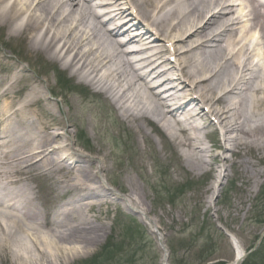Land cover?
I'll list each match as a JSON object with an SVG mask.
<instances>
[{
    "label": "bare ground",
    "instance_id": "1",
    "mask_svg": "<svg viewBox=\"0 0 264 264\" xmlns=\"http://www.w3.org/2000/svg\"><path fill=\"white\" fill-rule=\"evenodd\" d=\"M93 1L0 0V30L6 42L21 43L26 58L42 59L88 82L142 137L148 126H159L193 171L215 172L200 142L196 118L201 115L222 127L230 144L225 152L264 153V5L257 0ZM136 27L142 35L132 34ZM164 42L173 43L177 68H167L176 73L172 80L160 69L168 66ZM23 72L17 67L0 78V256L7 255L4 264H67L99 236L91 235L82 219L85 210L100 206L99 184L92 164L65 146L53 147L61 138L52 136L54 127L43 112L51 115L55 104L45 98L42 81ZM238 165L243 178L261 177L249 159ZM36 178L60 188L59 194L69 193L59 212H44L37 204ZM126 184L129 195L141 201L133 181Z\"/></svg>",
    "mask_w": 264,
    "mask_h": 264
},
{
    "label": "rangeland",
    "instance_id": "2",
    "mask_svg": "<svg viewBox=\"0 0 264 264\" xmlns=\"http://www.w3.org/2000/svg\"><path fill=\"white\" fill-rule=\"evenodd\" d=\"M13 54L15 56L12 57L9 53L6 54L7 57H9L8 64H10V66L21 65L25 67V63L21 59L23 55L18 54L16 51L13 52ZM32 59L36 58L32 57ZM34 65L36 68L33 72L38 74L37 68L42 71L43 67L40 64ZM47 71L51 72L50 69ZM1 72L4 71L2 70ZM33 72L29 71L28 73H30L32 77H36V74ZM44 78L48 80L52 89V86H54L52 73H46ZM80 94H68V98L75 108V110H73L72 107L69 106L70 113H74L77 121L81 123L78 127H82L83 131H85L84 133L89 141V143H85L90 149L89 158H93V161L98 163L99 168L100 166L101 168H103V166L106 167L107 170L105 173L110 175L108 178H112L113 181L115 180L117 183V177H119L127 187V192H129V185L126 184V180H135L138 185H141L138 175L141 172H150L151 167L156 165L159 166L161 172L162 168L160 167L162 166L168 169L167 176L172 183L176 181L178 184H181L182 182L193 180L191 183V193L185 194L179 204L174 207L166 205L159 208H155L153 205L150 206L149 204L150 201H153L152 193L148 195L147 190L141 191L140 188H136L137 186L134 181V184H131V186H134L136 189L135 193L139 196L142 204L145 205L153 215L160 216V220L164 224V226L162 225L165 241L163 246L166 247L165 250L167 249L166 251L168 253V245L174 248L173 252H175V258L178 260L177 262L179 264H195L197 252L195 256H193L192 253L194 254V251L200 246L199 244H203L208 238L211 239V247L215 249L208 264H216L217 262L227 263L232 260L233 249L231 247V241L226 234L235 238L245 251L254 247L258 241V237L264 230L263 226L255 224L252 220L256 218L255 212L257 210L256 214L259 217L258 222L264 221V197L260 200L255 197L260 187L259 184H262L264 181V163L258 162V159L262 157L258 156L252 158L248 152L245 153V151H241L242 153L236 156L230 152L222 155V152L213 151V153L210 154L211 157L206 158V160L207 163L213 165V168L218 172L205 175V173L202 174L193 171L184 165L182 159L178 157V154H180L178 149L173 142L164 135L160 128L155 126L153 131L151 127L148 126V128L144 129L145 137L136 133L134 129L126 123H124L123 126L125 130H122V125L117 124V126H114L115 119L114 122H112V115L110 116V110H108L109 107L102 97L99 96L96 99H88V101H85L84 98H86V96ZM67 102L70 105L68 100ZM57 107L59 108L57 110L61 112L62 115L68 111L65 104L61 105L58 103ZM57 118L59 119V116H57ZM61 120L66 119L62 117ZM201 122H203L202 119H197L198 124H201ZM206 122L207 120L204 121V123ZM109 123L111 125L113 124V127H111ZM72 127L71 130L74 129ZM156 128L157 130L155 131ZM69 129L70 127L68 130ZM123 131H125L124 138L129 139V144L125 145L124 140L120 139V135H122ZM203 132L208 134V137L211 138L213 128L207 127L206 129H202V133ZM69 133L72 134V132ZM251 154L254 155V153ZM259 154L264 156L263 152ZM213 156H219L218 160L215 161L216 163L212 161ZM223 158L229 160L228 164H223L221 161ZM244 158L249 159L256 166V169L258 167V169L262 171V176L259 179H257L255 175L248 176L247 179L246 177H242L241 169L238 168V164L242 162ZM231 162L234 163L232 167L229 165ZM178 163H180L181 167H179ZM221 169H223V172L220 174V179L218 173ZM101 172L102 174L99 175V177L104 174L102 169ZM149 178L150 181L153 180V173L150 172ZM216 179L218 181L215 184ZM211 186L212 189L215 187L218 191L214 193V195L210 189ZM225 188L231 189L227 195L223 192ZM255 189L257 190L255 191ZM194 190H196V192H194ZM225 195L229 201L222 200V196ZM194 205L196 208L192 213L191 209ZM116 220L117 218H113V215L105 216L101 221L98 220L95 223V227L91 230L89 229L91 235H99L96 241H94V245L87 250L82 249L79 252L78 259L75 261L82 258L85 260L92 257L94 254L101 253L104 246L103 244L108 239H110L111 245L115 243L116 240L120 239L121 234L119 235V233L122 232V223ZM151 221L159 225V221H157L154 216H152ZM191 221L198 223L193 226L194 228L192 230L185 233L184 228ZM202 221L206 222V227L211 228L209 236H204L202 234V231L205 230V228L201 230L203 227H201ZM114 224H116L115 227ZM167 227H169V231ZM144 228L148 231L147 226ZM190 237L191 239L192 237L197 238V240H192V242L198 241L193 244L197 248L188 247ZM150 239L152 240V237ZM136 245L137 243H133L132 249ZM64 246L65 245L61 246V248ZM189 251L192 252L188 253ZM6 256L5 253L1 252L0 264L5 263V260L8 259ZM67 256H63L61 260L66 259ZM125 261H129L128 264H162V255L156 245H144L138 252L129 255ZM56 264H64V260L61 262L58 261ZM67 264H70V262ZM168 264H170L169 260Z\"/></svg>",
    "mask_w": 264,
    "mask_h": 264
}]
</instances>
